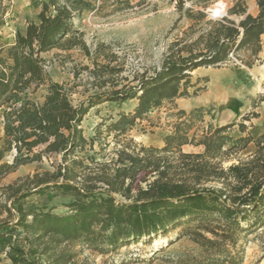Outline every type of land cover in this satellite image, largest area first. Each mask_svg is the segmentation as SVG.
Here are the masks:
<instances>
[{
	"label": "trees",
	"instance_id": "16d2710c",
	"mask_svg": "<svg viewBox=\"0 0 264 264\" xmlns=\"http://www.w3.org/2000/svg\"><path fill=\"white\" fill-rule=\"evenodd\" d=\"M174 1L179 11L185 1L193 0ZM245 1L233 0L226 17L206 22L194 42L171 51L152 75L136 78V85L111 88L75 106L64 86L44 72L40 55L74 48L89 55L74 20L98 8L86 0L42 1L36 21H27L24 34L15 35L3 57L0 49V179L20 166L40 163L44 155L57 156L59 164L52 173L0 187V264H82L72 244L114 254L119 247L150 243L171 231L175 237L154 254L181 241L189 246L174 254L170 264L242 263L249 238L257 239L264 228V130L253 137L240 123L242 135L233 139L227 134L236 126L232 123L208 126L198 137L195 127L209 113L200 107L176 112L160 148L136 144L126 135L164 103L204 90L196 88L200 79L191 81L199 67H220L230 54L237 57L242 51L249 59L257 57L264 34V0H255L256 16L246 13ZM5 12L0 0V18ZM195 15L205 17L199 11ZM233 15L242 19L235 22ZM40 85H46L47 93L39 105L28 98V91ZM259 98L255 105L264 102ZM130 100L136 101L131 111L118 114L108 125L99 124L91 139L84 137L81 123L94 107ZM108 138L114 144L109 162L87 155L95 144L102 150L108 144L101 142ZM185 145L202 146L203 151L182 152ZM250 145L254 152L238 157ZM12 150V164L2 163ZM33 197H63L69 202L65 212L54 214Z\"/></svg>",
	"mask_w": 264,
	"mask_h": 264
},
{
	"label": "rangeland",
	"instance_id": "374dc122",
	"mask_svg": "<svg viewBox=\"0 0 264 264\" xmlns=\"http://www.w3.org/2000/svg\"><path fill=\"white\" fill-rule=\"evenodd\" d=\"M42 1L3 0L6 12L0 18L1 44L4 43L5 38L12 39L13 25L23 24L26 20L36 21ZM86 1L93 2L98 11L75 18L74 26L82 33L89 55L79 48L70 50V53L59 50L43 55L44 72L51 81L64 86L69 92L73 106L95 95L108 93L111 88L134 86L137 83L136 78L152 75L166 55L171 51L175 52L183 44L189 45L194 42L206 22L221 19L218 16L220 14L226 17L227 11L233 4V0L185 1L178 11L174 0H119L118 3L110 0ZM197 11L203 13L205 17L196 16ZM188 12L193 17L189 16ZM1 44L0 46L3 45ZM182 54L185 55L184 52ZM237 60L240 62L238 57ZM235 67L237 66L225 68ZM189 91L192 94L194 89ZM34 93L28 91V97ZM259 97L261 96L258 95L254 102H258ZM135 104V100H130L122 104L104 103L94 107L81 123L84 137L87 140L91 139L99 124L108 125L118 114L131 111ZM206 110L209 113L204 116L203 123L195 127L198 137L208 126L214 128L221 126L213 122L214 107L211 105ZM177 111L180 110L174 102L164 103L160 109L149 112L143 121L136 122V126L129 131L126 138L144 147H159V145L162 147V139L172 131L175 124L174 115ZM0 119H2V111H0ZM247 122L243 121L242 117L236 119V122H233L236 126L227 134L233 139L241 136L238 124L244 123L248 126ZM1 123L0 121V129ZM104 130L105 127H102L101 131ZM110 142L111 138L101 142L108 144L103 146L102 150L95 144L93 151L88 152L87 155H93L99 162H109L114 149V144H109ZM41 149L36 152H40ZM202 151L193 153L185 147L182 152L201 154ZM253 152L254 146L242 150L238 157L245 158ZM14 156V150L6 153L2 163L12 164ZM233 163L235 161L226 163L224 167ZM58 164L57 156L44 155L40 163L23 165L2 177L0 187L23 181L34 174L52 173ZM114 196L118 201L124 202L122 197ZM33 198L38 206L46 204L47 209H51L54 214L65 212V205L69 202L68 198L63 197ZM175 235L176 232L171 231L166 237L158 236L150 243L139 241L122 246L114 254H102L98 250L80 248L76 244L71 245V250L76 254L78 263L82 264H170L168 260L172 259L174 254L182 253L188 248L187 241L178 242L163 252L154 253L164 249L168 240L173 239ZM256 236L257 239L255 236L249 238L250 242L246 245L241 264H264V228L259 230Z\"/></svg>",
	"mask_w": 264,
	"mask_h": 264
},
{
	"label": "crops",
	"instance_id": "0c3cea01",
	"mask_svg": "<svg viewBox=\"0 0 264 264\" xmlns=\"http://www.w3.org/2000/svg\"><path fill=\"white\" fill-rule=\"evenodd\" d=\"M247 14L256 16L257 7L255 0H246ZM231 20L238 22L241 17L233 15L230 17ZM27 21L23 24L13 25L14 32L11 35L12 39H4V43L0 44V49L3 52L6 48L13 45L15 42V35L17 33L24 34ZM2 41V40H1ZM261 51L256 58L249 59V53L242 51L238 54L240 59V66L232 68L216 67V68H205L199 67L196 71L191 73V80L195 82L200 79L196 88L206 87L202 93H197L196 96H190L188 98L176 99L174 104L178 106L180 111L190 112L195 109L207 108L213 106V122L217 125H225L229 123L236 122V119L241 117H248V128L247 133L251 134L253 137L258 136L264 130V102L255 105L254 100L259 95L264 98V34L261 37ZM56 52L59 50H53L50 52ZM49 53V52H47ZM43 53L40 56L47 54ZM70 53V51H68ZM249 62L251 65L246 67L244 62ZM9 63H11L9 61ZM202 78H207V82H204ZM53 82V81H52ZM54 83H58L54 81ZM195 88H192V90ZM34 94L28 97L36 104H41L46 95V85H40L39 88L34 90ZM38 95V96H37ZM253 113L257 116L252 117ZM2 122V119H0ZM0 138L3 137V128L1 123ZM161 147V145H159ZM187 147L190 152H201V147H193L185 145L182 148ZM253 145L248 146L251 149ZM6 155V154H5ZM5 158V157H4ZM3 158V160H4ZM2 160V161H3ZM23 167V166H20Z\"/></svg>",
	"mask_w": 264,
	"mask_h": 264
},
{
	"label": "built area",
	"instance_id": "2783aa9c",
	"mask_svg": "<svg viewBox=\"0 0 264 264\" xmlns=\"http://www.w3.org/2000/svg\"><path fill=\"white\" fill-rule=\"evenodd\" d=\"M220 16V18H223L224 15L223 14H220L218 15ZM221 66L223 67H234V66H240V62L237 60V57L236 56H233L232 54L229 55V58H228V61H226L224 64H222ZM17 107H19L20 105L17 104L16 105Z\"/></svg>",
	"mask_w": 264,
	"mask_h": 264
}]
</instances>
